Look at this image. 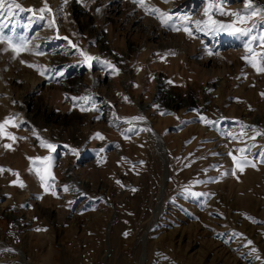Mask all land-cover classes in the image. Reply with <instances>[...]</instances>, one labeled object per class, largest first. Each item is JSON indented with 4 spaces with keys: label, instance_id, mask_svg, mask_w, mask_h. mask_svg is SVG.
Returning <instances> with one entry per match:
<instances>
[{
    "label": "rangeland",
    "instance_id": "obj_1",
    "mask_svg": "<svg viewBox=\"0 0 264 264\" xmlns=\"http://www.w3.org/2000/svg\"><path fill=\"white\" fill-rule=\"evenodd\" d=\"M172 1L178 4L168 7ZM17 2L36 11L0 15L6 35L29 40V51L19 56L0 44V121L13 116L19 125L7 127L15 141L0 138V168L11 170L0 172V264H110L114 240L126 264H264V135H256L264 133V73L242 59L253 58L244 47L251 36L257 37L251 44L256 58L264 53V12L249 21V37L201 31L207 36L201 42L194 23L190 38L183 29L163 27L145 7L170 13L177 26L186 23L180 17L195 21V11L206 20L210 5L225 12L243 9L229 0H144L145 7L134 0ZM45 4L50 11L39 12ZM252 6L264 9V0ZM209 14L223 23L233 19L216 10ZM72 44L99 59L86 62ZM104 46L113 48L114 57ZM212 49L220 54L209 55ZM211 58L214 63L205 64ZM123 63L131 77L121 73ZM156 70L180 96L155 90ZM94 92V105L71 99ZM136 96L149 102L147 121L133 119L141 117ZM181 96L187 108L177 113ZM103 99L123 122L108 126L81 118ZM42 105L62 117L42 120ZM199 112L212 124L202 122ZM41 140L55 151L41 147ZM229 153L238 160L246 155L256 168L241 172ZM45 156L51 157L54 180L45 173L47 162L29 159ZM81 180L93 189L79 191L74 184ZM100 241L103 252L97 255Z\"/></svg>",
    "mask_w": 264,
    "mask_h": 264
},
{
    "label": "snow or ice",
    "instance_id": "obj_2",
    "mask_svg": "<svg viewBox=\"0 0 264 264\" xmlns=\"http://www.w3.org/2000/svg\"><path fill=\"white\" fill-rule=\"evenodd\" d=\"M134 2L139 3L142 7H145L144 0H134ZM164 2H167V0H164ZM14 10L18 12H32L33 15H35V11L32 8L25 9L20 3L17 2V0H0V15H3L5 18H11L15 12ZM146 12H149L150 14H157V18L160 20V23L163 27L168 28L171 31L178 32L183 29V31L188 35L190 38H195L193 36V30L191 28V25L195 24V31L196 32H205V34L210 33H219V32H226L229 35L232 36H238V37H249L252 32V27H249V21L252 20L253 17L257 16L261 12H264V9L262 8H253L252 6V0H244V9L243 11H231V12H225L221 5H210L209 8H206L204 11V15L207 17L206 20H195L190 21L189 17H180L178 19L185 21L186 23H182L179 26H177L176 22L173 20V17L168 12H162L159 8L151 7L149 9L148 7H145ZM219 11L221 15H228L233 17L231 22L229 23H223L219 20H216L210 15V11ZM45 11H50V9L47 8V4H45L44 8L39 9V12L43 13ZM44 17L41 16L40 19H43ZM54 26V25H50ZM254 26V25H253ZM8 25L5 23H0V44H5L8 46V48L5 49L7 51L9 48L15 53L16 56H19L22 51H29L27 48V45L29 43V40L27 36L20 35H6L4 32V29L7 28ZM28 26H25L27 28ZM67 39V38H65ZM257 37L251 36V38L248 40V42L244 45L246 51L251 54L250 58L248 55L242 57V59L246 60L253 68L256 69L257 73H264V53L259 54L258 59L257 54L253 51L251 44L253 41H255ZM259 39L262 42V46H264V36H260ZM71 44L72 42L69 41ZM73 48L77 49V52L79 55H81L86 62H91L94 59H99L98 57H92L90 56L86 51L79 49L77 45L72 44ZM38 55H43L42 52H37ZM173 54L174 53H166ZM209 55H212L213 53L209 51ZM219 55V53H216ZM15 58V56L13 57ZM21 63H27L26 61L21 60ZM105 64L112 68L114 72H118V69H115V66L110 64L109 62L105 61ZM29 67H35L34 65H28ZM37 71H40L39 68H37ZM46 71V70H45ZM40 75H44V71H40ZM261 95H264L262 93ZM74 102L75 101H83L84 104H88L90 101V97H72L71 98ZM81 111H87L88 108L81 106ZM15 117L8 116L5 117L3 121H0V138L7 136L9 139L15 141L17 137L13 136L11 133L7 132V127H18L19 125L13 123V120ZM133 119H143L142 117H135ZM201 121L205 124L211 125L212 121L207 120L206 117L201 116ZM96 137L103 139L100 133L95 134ZM256 135H264V133L257 132ZM39 139V137H37ZM235 138V137H234ZM252 139H255V136L252 137ZM41 147H46L50 152L55 151L56 146L54 144L48 143L47 141L41 140ZM5 148H10L11 145H4ZM75 152V149L72 150ZM242 154L246 152V149H240L239 150ZM230 156H232V159L234 163L236 164L237 168L243 172L244 167L251 166L253 168H256V164L252 161L247 159L246 155H242L241 158L238 160L235 155L232 153H229ZM30 160H37V161H43L47 162L43 165L46 175L54 180V176H52V173L50 171L51 169V157L45 156V157H35V158H29ZM261 163H264V161H260ZM31 170V169H30ZM4 171H11L10 169L6 170L3 168H0V172ZM13 175L18 176V173L13 172ZM38 175H40L39 172H37ZM233 175H235V170L233 171ZM44 176H41V180H44ZM15 183V181L13 182ZM119 184L120 181H117ZM20 186L23 187V183H20ZM42 186L45 187V191H48V184L47 182L43 184ZM69 189L67 186L64 187V191L67 192ZM132 191H135V189H132ZM53 195H56V193L53 191ZM195 195V194H194ZM42 229H37V231H41ZM127 235V233H125ZM250 243V242H249ZM255 251V250H253Z\"/></svg>",
    "mask_w": 264,
    "mask_h": 264
},
{
    "label": "bare ground",
    "instance_id": "obj_3",
    "mask_svg": "<svg viewBox=\"0 0 264 264\" xmlns=\"http://www.w3.org/2000/svg\"><path fill=\"white\" fill-rule=\"evenodd\" d=\"M184 1H187V0H184ZM253 1V0H252ZM229 2H233V3H235V5H233L234 6V8H241V9H244V0H241V3L239 4L238 2H236V0H229ZM115 3V2H114ZM180 3V2H179ZM178 3L176 2V1H172L171 3H169V5H168V7L170 6V7H172V6H175V5H177ZM205 6H207V5H205ZM232 6V7H233ZM202 13H200V15H201ZM200 15H199V12H196L195 11V13L194 14H192L190 17H192V20H194V19H196V20H199V18H200ZM205 18V17H204ZM201 19H202V16H201ZM196 35H197V37H198V39H200L201 40V42H204L205 40H206V35H204V33L203 32H196ZM200 42V43H201ZM105 44V43H104ZM103 44V45H104ZM152 45V44H151ZM153 46H155V45H153ZM221 46H233L232 44L231 45H229V44H227V45H225V42L224 43H221ZM158 47V46H157ZM104 49L105 50H103V51H105L108 55H111L112 57H114V54H115V51L113 50V48H109L108 46H104ZM213 52H215V54L216 53H218V50H215V49H212V53ZM220 54V53H219ZM217 55V54H216ZM213 56V55H212ZM210 58V57H209ZM62 61V60H61ZM214 63V60H213V58H211L210 60H207V61H205V64L206 63ZM57 62H53V64L55 65ZM58 64V63H57ZM119 67H120V69L122 70L121 71V73L123 74L124 72L125 73H127L128 75L130 74L129 72H130V67L126 64V63H123V64H119ZM203 67H204V65H203ZM130 76V75H129ZM131 77V76H130ZM152 78H154V84H155V90H157V91H159L160 93H162V95L164 94V95H167V96H169V98H170V96H173V94L174 95H176V97H178V96H180L179 95V93L178 94H176L175 93V91L171 88V86H169V82L168 83H166L165 82V79H167V80H169V77L168 76H165L162 72L160 73V72H158L157 70L156 71H154V73H153V75H152ZM129 80H130V78H129ZM160 82V86H161V88H159V86H158V83ZM126 83H127V81H126ZM35 83L33 82V84L32 85H34ZM30 86V85H29ZM86 86H88V88H89V86L90 85H88V84H86ZM92 86H95V85H92ZM127 86V85H126ZM97 87V86H96ZM28 88V87H27ZM90 89V88H89ZM93 89H95V88H93ZM93 89H91V90H93ZM156 91V92H157ZM219 91V93H220V90H218ZM33 92V88L31 87L29 90H27L26 91V93L24 94L25 95V97H27V99L29 98V96L31 95V93ZM90 92H92V91H90ZM215 92V91H214ZM214 92H212L211 93V96H213V95H215V93ZM97 93V92H96ZM96 93L94 92V93H91V95H90V101H92L93 102V105L95 104L94 103V99H97L98 98V95H96ZM101 95V94H100ZM166 96V97H167ZM158 97L160 98V96L158 95ZM23 98H24V96H23ZM181 98H182V96H181ZM210 98V97H209ZM107 99V98H106ZM207 99V98H206ZM18 100H19V98H18ZM186 98H182V101L181 102H179L178 104H179V106L177 105H175V108H178V111H177V113H182V112H184L185 110H186V106H185V103H186ZM213 100H215V99H213ZM132 101H133V104L136 106V108H137V111H139L140 112V114H141V117L143 118V119H141V120H143V121H147L146 119V113H147V109H148V107H147V104L149 103H147V102H145V103H143L141 100H140V98L138 97V96H136V97H134L133 99H132ZM151 101V100H150ZM167 101H168V98H167ZM174 101H176L177 102V100L176 99H171V101L170 102H174ZM208 101H210V100H208ZM24 102V101H23ZM26 102V101H25ZM167 103V102H166ZM183 103V104H182ZM188 104V103H187ZM211 104H214V106H215V103L213 102V103H211ZM164 106H166L165 104H163ZM174 105V104H173ZM173 105H171L169 108H174V106ZM196 105L197 104H195L194 103V105H193V109H195V107H196ZM191 106V105H190ZM190 106H188V107H190ZM219 106V105H218ZM203 107V106H202ZM201 107V108H202ZM175 108L173 109V110H175ZM191 108V107H190ZM166 109V108H165ZM168 110V109H167ZM173 110H172V112H173ZM157 111V110H156ZM176 111V110H175ZM195 111V110H194ZM158 112V111H157ZM196 113V112H195ZM39 115H40V117H41V119L42 120H54V119H56V118H61L60 117V115L58 114V113H53L52 112V110H51V108H49V107H47L46 105H42L41 107H40V110H39V113H38ZM196 115H198V117H199V119H200V117L202 116V114H200V112H199V114H196ZM80 117V116H79ZM197 117V116H196ZM81 118H83V119H85V121H89V122H96V121H100V120H103V122L105 121L106 122V124L108 125V126H113L114 124L115 125H117L118 123H120V122H123L122 120L123 119H121L122 117H120V116H118L117 114H116V110H115V108H114V105H113V103L112 102H109V101H105L104 99L101 101V102H99L98 104L96 103V105L93 107V108H90L89 110H88V113L86 114H84ZM68 119V118H67ZM197 119V118H196ZM64 120H65V118H64ZM59 121V120H58ZM126 123H128L129 121L128 120H124ZM59 123V122H58ZM146 125H147V123H146ZM107 126V127H108ZM148 126V125H147ZM201 127H202V125H200ZM200 127V128H201ZM203 128V127H202ZM202 128H201V130H202ZM204 129V128H203ZM120 131V130H119ZM127 131H128V129L126 128H123V130H121V133H127ZM211 134V133H210ZM126 135V134H125ZM126 137V136H125ZM96 145V144H95ZM77 152V151H76ZM157 163L156 162H154V165H156ZM68 169V168H67ZM68 170H70V169H68ZM71 172V171H70ZM77 173V172H76ZM69 176V175H68ZM71 179V181H72V178H70ZM77 178H75V180H76ZM85 180V179H84ZM87 180V179H86ZM69 181V180H68ZM77 181H79V180H76V182ZM80 182V181H79ZM70 183V182H69ZM72 183V182H71ZM74 183V182H73ZM87 184V183H86ZM86 184L84 183V181H82L81 180V183L79 184V185H76V184H74L75 185V187H77L78 189H79V191H84V190H86V188L88 187V190H86V191H90V190H92L93 188L91 187V186H86ZM73 185V186H74ZM94 186V185H93ZM68 188H70V187H68ZM70 190V189H69ZM85 191V193H87ZM73 192H75V191H73ZM68 193H69V191H68ZM71 193V192H70ZM82 193V192H81ZM89 194V193H88ZM101 194V193H100ZM87 195V194H86ZM73 196V195H72ZM88 197H89V200H91L92 198H93V196H92V198L90 197V195H87ZM74 197V196H73ZM96 198V197H95ZM5 199V198H4ZM86 201V200H85ZM92 201V200H91ZM93 202H94V199H93ZM4 203V202H3ZM83 203V202H82ZM85 205V204H84ZM161 205V204H160ZM160 205H158L159 206V210H160V208H161V206ZM2 206H8L7 204H3ZM5 207V208H6ZM157 207V206H156ZM1 209V208H0ZM156 209V208H155ZM3 210V209H2ZM157 210V209H156ZM158 210V211H159ZM161 211V210H160ZM153 212L155 213V211L153 210ZM159 213V212H158ZM160 214V213H159ZM154 216H155V214H153ZM125 218V217H124ZM124 218H121L120 220H119V223H118V228H120V227H122L124 224H125V221L128 219V217L126 218V219H124ZM131 218V217H130ZM129 218V219H130ZM154 219V218H153ZM157 219V218H156ZM131 220V219H130ZM129 220V221H130ZM157 221V220H156ZM154 224V223H153ZM102 241V240H101ZM99 242V243H97V244H99L98 246H97V248H95V252H96V254L97 255H100L102 252H103V242ZM105 241V240H104ZM105 243V242H104ZM107 243V242H106ZM105 243V244H106ZM113 245H114V249H115V253H114V256H113V258L111 259V261H110V264H126V262L117 254V248H116V246H117V240H114V242H113ZM106 246V245H105ZM108 246V245H107ZM107 246H106V250H107ZM100 253V254H99ZM74 264H80V263H78V262H75Z\"/></svg>",
    "mask_w": 264,
    "mask_h": 264
}]
</instances>
